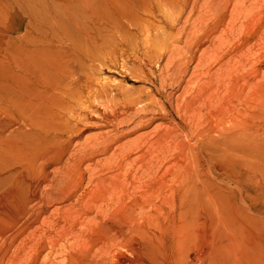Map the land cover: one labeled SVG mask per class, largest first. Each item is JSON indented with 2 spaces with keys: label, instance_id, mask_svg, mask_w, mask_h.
I'll return each mask as SVG.
<instances>
[{
  "label": "bare ground",
  "instance_id": "obj_1",
  "mask_svg": "<svg viewBox=\"0 0 264 264\" xmlns=\"http://www.w3.org/2000/svg\"><path fill=\"white\" fill-rule=\"evenodd\" d=\"M263 8L0 0V264H264V95L205 58ZM118 64L149 88L104 75Z\"/></svg>",
  "mask_w": 264,
  "mask_h": 264
},
{
  "label": "rangeland",
  "instance_id": "obj_2",
  "mask_svg": "<svg viewBox=\"0 0 264 264\" xmlns=\"http://www.w3.org/2000/svg\"><path fill=\"white\" fill-rule=\"evenodd\" d=\"M261 16L264 17V8L260 11ZM208 29H200L199 32H197V38L195 40V45L196 43L200 42L207 34ZM173 38V41H170L168 43L169 48L174 46L175 43L177 44H184V35L180 36V34L176 33ZM214 36L216 37L217 40V45L215 46V50L212 54L208 55L205 58L209 57V62H213L214 65H217L220 61L222 60H229V58L234 57V60L239 61V68L241 73L250 75L249 79H252V76L256 75V80L259 81V88L258 90L264 95V27H256V28H244V27H239L235 29L234 31H224L222 28L218 29L215 33ZM181 37V38H180ZM224 37L226 39L224 40ZM180 39V40H179ZM194 45V46H195ZM196 47V46H195ZM201 51L197 53V55H200ZM116 55L111 54L107 55L105 59L107 61L110 60V58L114 57ZM243 61V62H242ZM197 62V59L194 63H192V66H194ZM246 62V67L244 65L241 66V63ZM133 64V63H132ZM117 68L113 67H107L105 65L104 69V75L109 76L111 78H115L120 81V83L125 84L128 86V84H132V87H135L137 89L132 90V94L134 96L139 95L142 93V91L147 90L149 88V81L143 76L144 74L140 75V79L136 80L134 78V72H129L127 70H122V67L120 64L116 65ZM155 69L157 70V73H159L160 65H156ZM250 71V74H249ZM118 84V83H117ZM116 100L118 102L121 101L120 96H115ZM105 98L101 97L97 103H101L104 101ZM121 103V102H120ZM122 104V103H121ZM250 110V109H248ZM160 123H163L162 126H164L167 122L166 120H156L152 125L140 129L138 132L133 133L126 137L124 141H129L132 142L136 136L140 133L144 132H149L153 131L154 127L159 125ZM264 123V121H263ZM263 132H262V137H264V124H263ZM95 130H87L85 133V136L94 132ZM170 154L173 153V151L168 152ZM104 155H99L98 157H103ZM88 162H86L87 164ZM162 203V202H160ZM166 203L163 204V206ZM153 231H157L158 228L157 226L152 227ZM195 241L192 239V241H187L184 244H181L179 247L176 248V253L179 252L181 256H185L187 254H191L195 250L194 246ZM192 256L194 254L192 253Z\"/></svg>",
  "mask_w": 264,
  "mask_h": 264
}]
</instances>
